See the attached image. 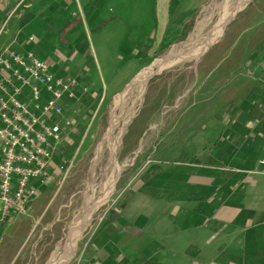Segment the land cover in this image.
Listing matches in <instances>:
<instances>
[{"label": "crops", "instance_id": "1", "mask_svg": "<svg viewBox=\"0 0 264 264\" xmlns=\"http://www.w3.org/2000/svg\"><path fill=\"white\" fill-rule=\"evenodd\" d=\"M213 2L0 0V51L33 52L55 76L88 90L65 97L63 116L53 119L65 138L80 108L86 112L127 88ZM234 31L230 42L238 52L223 55L227 68L214 79L228 81L215 84L210 102L196 112L202 119L194 123L189 153L171 138L189 115L184 110L160 138L161 161L126 184L118 208L85 245L75 246L72 264H264V5L252 7ZM230 105L231 117H223Z\"/></svg>", "mask_w": 264, "mask_h": 264}, {"label": "rangeland", "instance_id": "2", "mask_svg": "<svg viewBox=\"0 0 264 264\" xmlns=\"http://www.w3.org/2000/svg\"><path fill=\"white\" fill-rule=\"evenodd\" d=\"M239 2L215 0L179 41L149 61L144 70L149 78L143 85L138 82L142 72L127 88L109 93L100 105L96 102L86 112L79 109L75 121L85 119L67 130L70 133H65L68 136L56 149L49 185L0 233V264H65L71 250L67 245L75 241L78 247L85 245L118 208L126 184L146 165L161 161L158 151L166 141L160 138L172 131L184 110L189 115L178 122L171 138L189 153L194 145L191 138L198 132L194 123L202 119L196 112L210 102L215 84L221 88L228 81L220 84L224 79H214L222 66L227 68L223 55L238 52L230 42L235 24L252 7L264 5V0H248L237 12ZM222 19L226 20L225 30L214 38ZM88 63L92 68L91 57ZM230 72L232 77L238 74L237 70ZM252 94L246 93L245 98ZM221 95L218 90L216 96ZM29 98L30 90L25 89L21 99ZM231 111L232 105L224 109L223 117H231ZM199 128L204 132L208 126ZM115 175L117 182L112 186ZM106 190L107 200L98 205ZM77 228L81 235L71 238Z\"/></svg>", "mask_w": 264, "mask_h": 264}, {"label": "built area", "instance_id": "3", "mask_svg": "<svg viewBox=\"0 0 264 264\" xmlns=\"http://www.w3.org/2000/svg\"><path fill=\"white\" fill-rule=\"evenodd\" d=\"M25 89L28 101L21 99ZM80 89L88 91L77 79L55 76L33 52L20 54L11 46L0 51V231L49 185L63 140V126L53 119L63 116L64 98L74 99ZM259 165L264 173V159Z\"/></svg>", "mask_w": 264, "mask_h": 264}, {"label": "bare ground", "instance_id": "4", "mask_svg": "<svg viewBox=\"0 0 264 264\" xmlns=\"http://www.w3.org/2000/svg\"><path fill=\"white\" fill-rule=\"evenodd\" d=\"M239 1V0H238ZM247 1L248 0H240V2L238 3V5H237V7L235 8V9H237V12L239 11V9L238 8H240L241 6H243L244 4H246L247 3ZM233 9V8H232ZM227 11V10H226ZM233 11V10H232ZM224 18V17H223ZM227 18H229V17H227ZM226 20H224V19H222L221 20V22H220V24H222L223 23V25H222V27H221V29H219L218 28V30H217V32L215 33V36H214V38H216V37H218L219 36V34H221L222 32H223V29H224V27H225V25H226V22H225ZM225 30V29H224ZM219 32V33H218ZM219 40V39H218ZM192 58H193V56H192ZM161 63V62H160ZM158 65H159V63H158ZM148 70V69H147ZM150 73V72H149ZM150 75V74H149ZM148 76V74H146V72L144 71L143 72V74H142V79H140L138 82H139V84L140 85H143L144 84V82H146V80L149 78V76ZM147 77V78H146ZM140 93V92H139ZM121 131V130H120ZM108 138H109V141H110V144L112 143V140H113V132H112V130L110 131V133H108ZM114 142V141H113ZM116 143V142H115ZM112 152H113V150H111ZM101 153V152H100ZM108 192H109V190H106L105 191V195H104V197H103V199L101 200V202H100V204H98V205H101L105 200H107V198H108ZM89 212V211H88ZM91 213V212H90ZM80 226V225H79ZM79 226H78V228H79ZM78 228L77 229H75L76 231H75V235H77V232H78ZM81 233V232H80ZM78 234L77 235V237L78 236H80L81 234ZM74 235V233H72V235H71V237ZM71 242V241H70ZM74 243H76V241L75 242H73L72 244H68L67 245V247H69V245L72 247V246H74ZM64 255V254H63Z\"/></svg>", "mask_w": 264, "mask_h": 264}, {"label": "water", "instance_id": "5", "mask_svg": "<svg viewBox=\"0 0 264 264\" xmlns=\"http://www.w3.org/2000/svg\"><path fill=\"white\" fill-rule=\"evenodd\" d=\"M116 176V175H115ZM114 176V178H113V181H112V186H115V184H116V182H117V176L115 177ZM82 225V224H81ZM75 246L76 245H74V246H72V248H71V250H70V254H69V257H68V259H67V261H66V263L65 264H68L69 262H70V260H71V258H72V255L74 254V251H75Z\"/></svg>", "mask_w": 264, "mask_h": 264}, {"label": "trees", "instance_id": "6", "mask_svg": "<svg viewBox=\"0 0 264 264\" xmlns=\"http://www.w3.org/2000/svg\"><path fill=\"white\" fill-rule=\"evenodd\" d=\"M17 214H18V213H15V214L11 217V219H10L9 221H10V222L13 221L14 217H15Z\"/></svg>", "mask_w": 264, "mask_h": 264}]
</instances>
